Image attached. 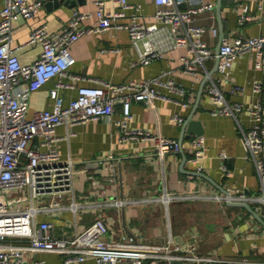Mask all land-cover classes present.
<instances>
[{
	"label": "built area",
	"instance_id": "obj_1",
	"mask_svg": "<svg viewBox=\"0 0 264 264\" xmlns=\"http://www.w3.org/2000/svg\"><path fill=\"white\" fill-rule=\"evenodd\" d=\"M43 1L3 0L0 8V264H41L42 259L30 257L36 252L58 253L67 264H171L172 260H181L183 264H216L223 261L225 258L222 256L202 252L197 239L186 245L175 242L171 231L164 242H148L134 236L117 238L109 234L104 218L97 216L90 224L75 229L73 234L57 236L51 221H36L35 215L64 208L75 212L81 206V202L74 197V162L71 158H60L61 137L55 133L59 124L69 127L89 119L111 117L119 104L118 117L114 122L122 141H149L160 159L180 149L179 140L175 137L129 126L133 101L153 105L155 98H162L173 99L181 105L188 103L186 99L172 98L161 90L164 87L178 94L186 92V88L172 77L157 75L122 82L90 78L96 83L79 85L76 96L67 104L57 93L60 88L73 86L65 77H84L68 71L75 60L70 44L83 33L108 28L127 30L138 54L137 59L131 61L132 65L145 64L166 52L185 48L186 53L180 56L182 71L197 74L203 67L209 76L207 94L213 103L211 114L235 116L243 109L251 113L252 123L247 128H241V138L254 161L260 190L253 194L228 191L209 197L225 202L250 199L264 205V107L259 102L229 101L205 66L206 59H217L218 72L224 78L232 79L229 67L233 59L248 51L255 53L256 65L264 66V31L257 35L237 34L232 39L225 34L215 51L205 39V34L209 32L217 36V26L207 27L197 21L199 15L214 12L212 1L153 0L155 8L148 16L137 2L111 0L113 7L108 10L105 0H93L94 10L73 8L59 30L50 31L45 23L34 26L24 44L39 45L40 54L32 62L23 63L16 54L17 47L11 44L13 21L18 17H34ZM237 2V21L243 25L253 15L246 0ZM87 20L89 22H85ZM54 76L56 81L50 90L55 97L53 106L36 110L28 116L31 91ZM252 87L259 91L261 82L255 79ZM170 118L177 123L184 121V117L177 112L172 113ZM36 136L39 141L33 143ZM188 144L191 160L196 164V170H200V161L206 150L205 136L191 135ZM220 156H226L225 152H221ZM221 168L226 169L225 164H221ZM89 177L95 182L92 175ZM162 178L165 179L164 168ZM196 195L171 191L163 182L161 192L155 196L114 197L105 203L123 206L159 201L164 205L168 218L171 200ZM236 262L264 264V259L241 256Z\"/></svg>",
	"mask_w": 264,
	"mask_h": 264
},
{
	"label": "crops",
	"instance_id": "obj_2",
	"mask_svg": "<svg viewBox=\"0 0 264 264\" xmlns=\"http://www.w3.org/2000/svg\"><path fill=\"white\" fill-rule=\"evenodd\" d=\"M64 1L44 0L34 17H18L13 21L11 44L17 47L16 54L21 62H32L40 54L39 45L24 44L34 26L45 23L50 31L59 30L73 8L95 9L93 0H81L74 5H70V0L68 3ZM129 1L140 3L142 11L148 16L154 11L153 0ZM206 1L214 2V5L216 3V0ZM221 2L223 28L229 39L237 34L257 35L264 31V0H246L253 18L243 25L237 21V0ZM2 4L3 0H0V8ZM112 7L111 0H105V8L111 10ZM197 21L207 27L216 25L218 28L215 9L212 13L199 15ZM218 38L219 28L217 36L209 32L205 34V39L214 49ZM102 48L107 49L102 51ZM69 49L75 60L68 71L84 77H65L73 86L58 90L64 104L76 96L79 85L96 83L90 78L122 82L160 75L162 78L172 77L181 83L186 88L184 94L168 91L164 87L161 90L172 98L186 99V105L162 98H155L153 105L133 101L129 126L179 139L183 122L191 118L196 122L195 127L202 130L200 134L206 140V150L199 170L205 176L193 173L196 164L191 160L188 138L195 133H189L182 140L184 158L178 151L169 152L160 159L149 141L124 142L120 139V132L114 122L118 117L117 104L116 112L111 117L89 119L69 127L64 124L56 126L55 133L61 137L60 158H71L74 162V197L81 202V206L75 212L67 208L55 212H39L35 215L36 221L49 220L55 235L67 236L101 216L113 237L134 236L138 240L164 242L171 231L175 242L186 245L192 239H197L198 248L202 252L226 259L216 264H237L236 259L241 256L264 259V223L244 206L209 197L224 193L222 189L234 194L259 192L258 173L241 138V128H247L252 123L251 113L243 109L235 116L211 114L213 103L207 94L209 76L203 67H200L197 74L182 71L180 56L186 53L183 47L166 52L148 63L132 65L131 61L136 60L138 54L127 30L108 28L83 33L70 44ZM255 59L252 51L236 55L229 67L232 79L224 78L215 69L213 58L206 59L205 66L229 101L238 100L247 104L259 102L264 107V66L256 65ZM255 79L261 82L259 91L253 90ZM55 81L56 77H51L31 91L28 116L36 110L53 106L55 97L50 90ZM174 112L182 115L184 121H172L170 116ZM38 141V136L32 140L33 143ZM221 152H225L226 156H220ZM221 164H225L226 169H222ZM89 175H92L95 182L91 181ZM163 182L171 191L197 195L171 200L168 218L164 205L159 201L123 206L105 203L114 197L155 196L161 192ZM247 202L264 220V205L250 199ZM30 255L42 259L41 264H67L55 252H36Z\"/></svg>",
	"mask_w": 264,
	"mask_h": 264
},
{
	"label": "water",
	"instance_id": "obj_3",
	"mask_svg": "<svg viewBox=\"0 0 264 264\" xmlns=\"http://www.w3.org/2000/svg\"><path fill=\"white\" fill-rule=\"evenodd\" d=\"M60 0H54V2H58ZM69 0H65L64 2L65 3H68ZM81 0H70V5H74L76 2H80ZM221 0H216V3H215V12H216V15H217V19H218V28H219V38H218V44L215 48V51L218 50V47H219V44H220V40H221V37L223 35H225V31H224V28H223V23H222V18H221ZM215 69L217 67V59L215 60ZM195 121L192 120L191 118L184 121L183 122V125H182V135L180 136V138L178 139L179 140V143H180V153L182 154L183 158L185 157V154H184V151H183V148H182V140L184 137H187L189 135V133H195V134H200L202 132L201 129H198L197 127H195ZM194 174H199V175H202V176H205V174L199 170H195L193 172ZM224 193H228V190H225V189H222ZM229 204H234V205H241V206H244L246 207L249 211H251L255 217L257 219H259L261 222L264 223V220L260 217L259 214H257L250 206V204L247 202V201H228ZM171 264H183V262L181 260H172L171 261Z\"/></svg>",
	"mask_w": 264,
	"mask_h": 264
},
{
	"label": "rangeland",
	"instance_id": "obj_4",
	"mask_svg": "<svg viewBox=\"0 0 264 264\" xmlns=\"http://www.w3.org/2000/svg\"><path fill=\"white\" fill-rule=\"evenodd\" d=\"M75 172V171H74Z\"/></svg>",
	"mask_w": 264,
	"mask_h": 264
}]
</instances>
